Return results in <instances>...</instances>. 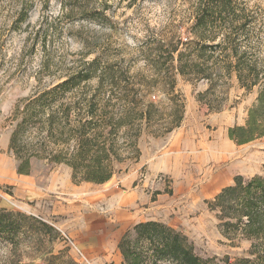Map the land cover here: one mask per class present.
<instances>
[{"label": "rangeland", "instance_id": "374dc122", "mask_svg": "<svg viewBox=\"0 0 264 264\" xmlns=\"http://www.w3.org/2000/svg\"><path fill=\"white\" fill-rule=\"evenodd\" d=\"M22 1L0 0V139L5 131L11 133L13 109L37 89V80L43 86L77 71L88 72L90 67L84 64L94 58L99 59L98 74L131 84L151 73L148 58L156 57L158 52L162 58L170 44L185 37L188 46H180L179 52L190 54L194 62H199V52L192 51L193 43L220 44L221 47H213V56L231 55L232 66L244 52L247 64H255V57L264 59V0H232L230 9L215 15L209 41L198 40L190 30L195 22L192 0H49L46 8L42 0H32L35 3L27 21L14 25L15 9ZM89 9L100 12L102 17L89 13ZM232 24L243 27L236 41V56L227 39ZM174 78L175 89L184 100L183 118L188 116L190 121L203 123L212 131L207 140L217 142L220 148H207V159H202L201 164L196 157L197 138H194L188 159L179 160L175 175L159 173L152 177L147 166L136 169L135 163L127 161L117 167L119 172L110 182L96 186L80 184L71 192L65 190L71 182L70 170L65 166L33 162L28 176L40 196L20 201L13 196L11 186H3L0 208L40 218L54 231L47 234L39 251L35 246L36 235L32 234L30 239L22 236L20 264H84L62 237L67 236L83 250L79 245L81 232H62L54 227V223L68 219L80 222L97 219L101 228L108 230L110 225L114 226L112 220L121 218L125 232L137 222L152 219L182 232L204 262L223 264L226 257L234 261L248 256L251 242L223 236L208 203L235 176L244 179L264 176V136L238 146L227 135L229 128L245 124L257 88L249 91L241 88L234 73L221 79L213 76L210 82L202 78L185 82L177 75ZM211 85L214 94L201 98ZM146 100L158 105L165 98L154 89ZM206 100L219 103L220 110L210 111ZM169 133L153 137L144 131L137 141L139 151ZM223 143L231 145L230 152ZM7 150V158L13 160ZM53 185L58 188L55 192L51 190ZM46 190L49 195H42ZM113 193H118L119 199ZM121 209L118 217L117 211ZM10 248V244H0V264H5ZM106 253V258L98 259L88 253L89 258L85 256L92 264L122 263L117 248H109Z\"/></svg>", "mask_w": 264, "mask_h": 264}, {"label": "trees", "instance_id": "16d2710c", "mask_svg": "<svg viewBox=\"0 0 264 264\" xmlns=\"http://www.w3.org/2000/svg\"><path fill=\"white\" fill-rule=\"evenodd\" d=\"M42 1L46 8L49 0ZM192 1L195 22L190 30L198 40L209 41L215 15L230 9L232 0ZM34 3L23 0L17 6L14 25L27 21ZM87 11L102 17L94 9ZM242 28L241 24H232L231 34L227 36L235 56ZM183 45L188 46V38L170 44L162 58L160 52L148 58L151 73L132 84L98 74V58L84 64L90 67L88 72L77 71L43 86L37 80V89L15 105L10 117L8 151L17 162V174L29 175L33 162H45L68 167L74 185L108 182L119 172V165L138 162L137 141L144 131L159 137L180 126L184 100L175 89V75L185 82L200 78L210 82L213 76L221 79L234 73L241 88L249 91L256 87L257 96L248 109L245 124L229 128L227 135L238 146L262 138L264 59L255 57V64H247V52H244L232 66L231 55L213 56V47H221L220 44L193 43L192 51L199 52V62H194L190 54L179 52ZM154 89L161 91L165 98L158 105L146 100ZM214 92L211 85L200 96L205 99ZM206 101L210 111L220 110L219 103ZM208 207L215 212L223 236L251 242L247 257L234 261L226 257L222 263L264 264V176L248 179L235 176L233 183L222 188ZM52 231L40 218L0 208V244L11 245L4 263H21L22 236L30 239L32 234L36 235L35 246L39 251ZM117 248L121 264H210L198 257L182 232L156 221L135 224L121 237Z\"/></svg>", "mask_w": 264, "mask_h": 264}, {"label": "crops", "instance_id": "0c3cea01", "mask_svg": "<svg viewBox=\"0 0 264 264\" xmlns=\"http://www.w3.org/2000/svg\"><path fill=\"white\" fill-rule=\"evenodd\" d=\"M182 122L176 131H174L171 134L169 133L168 136L161 138V140L154 139L155 142H153L151 146H147L144 149L140 150V158L138 162L134 164L136 166V169L143 166H147L148 174H150L152 177L156 176L159 173H165L171 176L177 174L180 165L178 164L179 160L188 159V154H189L188 149L192 146L194 138H197L196 149L198 155L196 157L201 164H203V161H201L202 159L204 160L207 159L205 157L207 154L206 153L207 148H209L210 150L220 148L221 145L217 144V142L210 141L209 139L207 140V135L212 131L207 130L204 127L203 123L198 121L195 122L190 121V117L188 116L187 118L185 116V119L183 118ZM10 134H11L10 132L5 131L3 134V138L0 139V191L4 188L3 186H11L12 187L11 190L14 193L13 196L15 197V199L20 201L34 200L38 195L35 190L36 188L35 182H32V180L29 179L28 175L17 174V162L14 160V158L13 160L7 158L5 151L8 149ZM223 146L225 147L227 152L231 151L230 144L223 143ZM220 159H223V157L221 156ZM66 168L70 170L68 167ZM70 180H71V171H70ZM81 184L96 186V185H104L106 183L104 184L81 183ZM231 184H228L224 187H227ZM78 186L80 185H74L72 182H70V186L69 185L65 186V190H67L68 192L75 191L73 190V187L75 188ZM57 189H58L57 186L53 185V188L51 190L55 192ZM219 192L220 191H217L215 196ZM45 193L46 194L43 193L42 195L44 196L49 195V191L46 190ZM117 194L118 193H113V196L116 197L115 198L116 200L119 199V196H117ZM130 197L133 198V196ZM144 200L145 201L147 200V196L144 197ZM154 203H156V201ZM122 211H123L122 209L117 211L118 217H121ZM112 221L114 222V226L110 225L108 230L102 229L100 226L101 223L97 219L89 220L85 222L68 219L54 223V227L62 232L68 230H78L82 234L79 245L83 247V250H85L90 256L96 258L98 257L106 258L107 256L106 251L109 248L111 250L116 249L121 237L126 233L124 230L123 223L121 222V218L120 220H118V218H115ZM147 221H156V220L150 219ZM142 222H146V221H142ZM156 222L166 224L161 221H156ZM135 224H133V226ZM77 247L79 248V246ZM83 250L81 251L84 253ZM87 253H85V255L89 258V255H87Z\"/></svg>", "mask_w": 264, "mask_h": 264}, {"label": "built area", "instance_id": "2783aa9c", "mask_svg": "<svg viewBox=\"0 0 264 264\" xmlns=\"http://www.w3.org/2000/svg\"><path fill=\"white\" fill-rule=\"evenodd\" d=\"M187 38H183L182 41H186ZM154 99V97H152ZM64 240L67 241L68 245L71 247V249L74 250L75 255L77 258L83 262L84 264H92L91 261L85 256V254L65 235L62 236Z\"/></svg>", "mask_w": 264, "mask_h": 264}]
</instances>
